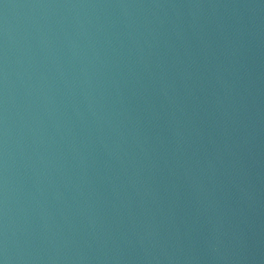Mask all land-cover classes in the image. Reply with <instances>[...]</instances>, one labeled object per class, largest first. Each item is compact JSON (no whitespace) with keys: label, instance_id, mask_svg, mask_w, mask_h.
Wrapping results in <instances>:
<instances>
[{"label":"water","instance_id":"95a60500","mask_svg":"<svg viewBox=\"0 0 264 264\" xmlns=\"http://www.w3.org/2000/svg\"><path fill=\"white\" fill-rule=\"evenodd\" d=\"M0 264H264V0H0Z\"/></svg>","mask_w":264,"mask_h":264}]
</instances>
